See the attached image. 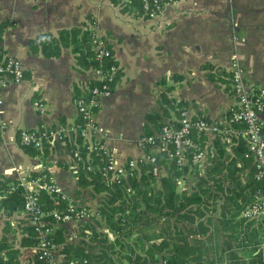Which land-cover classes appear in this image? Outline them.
<instances>
[{
  "label": "crops",
  "instance_id": "0c3cea01",
  "mask_svg": "<svg viewBox=\"0 0 264 264\" xmlns=\"http://www.w3.org/2000/svg\"><path fill=\"white\" fill-rule=\"evenodd\" d=\"M132 7L113 0H0L2 56L20 58L25 70L20 82L0 88V177L18 179L45 170L80 205L95 209L101 204L100 193L77 184L67 149L73 132L62 142L45 143L44 154L32 155L19 142L21 128L53 130L81 123L75 98L98 79L96 68L82 65L72 45L58 55L32 51L29 42L39 34L90 26L107 40L119 69L112 93L101 98L96 114L119 163L141 155L138 138L157 131L148 113L158 112L164 123L178 116L177 109L160 102L163 86H172L168 93L181 102L178 109L215 121L225 120L236 100L229 80L233 54L247 79L264 86V0H178L155 18ZM8 220L18 229L27 217L21 211ZM65 225L77 237V220Z\"/></svg>",
  "mask_w": 264,
  "mask_h": 264
},
{
  "label": "trees",
  "instance_id": "16d2710c",
  "mask_svg": "<svg viewBox=\"0 0 264 264\" xmlns=\"http://www.w3.org/2000/svg\"><path fill=\"white\" fill-rule=\"evenodd\" d=\"M122 1L128 8L142 9L140 0H130L132 6L124 0H113L115 4ZM4 26V22L0 23V43ZM92 33L90 26L83 29L75 26L61 29L58 34H39L30 40L29 46L35 52L58 55L72 45L74 51H78L79 62L85 67L107 68L114 60L110 57L95 59ZM2 55L0 44V60ZM220 74L226 83L229 82L225 71ZM98 83L100 80L95 79L92 85ZM159 83L165 84V80ZM171 88L163 86L160 102L163 107L172 106L179 113L181 102L169 95ZM146 116L156 130L164 124L158 112ZM200 140L207 150L204 173H198V167L194 165L178 166L168 158L166 150L158 149L156 154L161 167L158 175L153 173V163L139 161L133 174L108 182L100 169L103 158L88 151L79 132H73L67 149L73 159L71 165L76 172L77 184L82 188L92 187L102 199L100 206L93 208L99 215L79 222L78 235L71 238L62 218L67 209L66 201L58 194L38 191L40 205L59 213V216L52 214L47 218L54 225L51 236L61 254V264H231L240 253L246 252L250 253V258L243 264H264V226L240 216L260 186L254 176L253 158L248 152L246 139L235 134H218ZM22 146L32 155L44 154V146ZM77 149L80 150V159L73 156ZM181 181L185 186L180 189ZM11 184H18V179L0 177V209L3 211L0 219L6 217L0 237V264H40L36 250L38 236L29 216L24 212L27 220L18 229L8 220L14 213L24 211L21 187L6 192ZM80 192L78 190L77 194ZM157 221H166L167 226L159 228L160 232L156 231L154 235L142 233L147 228L145 225L155 226ZM250 224L254 228L252 232L258 233V242L243 235ZM227 225H233L232 233L239 231L241 243L232 247L226 242L227 247L221 246L220 254L207 257L206 244L213 241V236L221 241L222 230H230ZM193 227L196 233L191 236ZM210 231L214 235H209Z\"/></svg>",
  "mask_w": 264,
  "mask_h": 264
},
{
  "label": "built area",
  "instance_id": "2783aa9c",
  "mask_svg": "<svg viewBox=\"0 0 264 264\" xmlns=\"http://www.w3.org/2000/svg\"><path fill=\"white\" fill-rule=\"evenodd\" d=\"M140 1L142 9L138 10V13L148 18H155L164 13L167 5L178 0ZM92 42L96 50L95 59L113 58L107 40L96 31L92 33ZM118 69L115 62L107 68H96L100 83L92 85L85 95L75 98V104L82 117L81 123L59 126L53 130L44 125L36 128H21L18 135L20 144L42 148L45 143L62 142L72 132H79L86 149L90 152L94 151L103 158L101 173L108 182H112L133 174L139 161L153 163V173L156 175L161 173L156 154L158 149L166 150L168 158L178 166L194 165L198 167V173H204L207 150L202 146L201 138H211L218 134L243 136L247 141L248 152L253 158L255 179L260 182V186L254 194V199L245 206L240 216L264 226V86L253 85L247 79L245 68L237 55L233 54L230 64V80L236 100L228 108L225 120H209L203 116L193 115L187 108H181L174 122H166L159 130L142 134L137 140L142 154L128 159L125 163H119L116 152L107 145L105 132L96 114L101 98L112 93ZM24 74L25 70L20 58L7 55L0 60V88L10 82H20ZM0 103H2L1 97ZM35 104L44 108L43 102L37 101ZM3 128L0 118V131ZM73 156L80 159V150H75ZM18 186L21 187L24 197L23 210L37 232L36 250L40 264H61V254L51 236L54 225L50 224L47 218L52 214L59 216V213L56 210L44 209L40 205L37 199L38 191L42 189L58 194L66 201L67 209L62 216L65 221L74 218L79 223L99 215V212L78 204L75 198L62 190L55 176L45 170L19 177L18 184H11L6 192L15 190ZM262 247L264 249V241Z\"/></svg>",
  "mask_w": 264,
  "mask_h": 264
},
{
  "label": "rangeland",
  "instance_id": "374dc122",
  "mask_svg": "<svg viewBox=\"0 0 264 264\" xmlns=\"http://www.w3.org/2000/svg\"><path fill=\"white\" fill-rule=\"evenodd\" d=\"M184 186H185L184 181H181V183H180V189L183 188ZM100 198L102 199L101 194H100ZM219 208H221V207H219ZM219 211H220V209H218V211L216 212V215H218V212ZM225 223H227V221H225ZM179 224L182 225V223H179ZM154 225L155 226L145 225V227H147V228H145L144 230H142V233L143 234H151V233H153V235H154V232H156V231L160 232V229L159 228H162V227L165 228L167 226V222L166 221H164V222H161L160 221L158 223V221H157ZM227 226H228V229H230V230H222V232H221V235L222 236L220 238L221 241H218L217 240L218 238L216 236H213V238H212L213 241L210 242V243L208 242L209 244H206V246L208 248L207 257H211L212 256L214 258V257H216L215 255L220 254V252H221L220 247L221 246H224V245L227 247L226 242L230 243L232 247L233 246L234 247L235 246H238L239 242L241 243L242 238H240L239 231H237L236 233L235 232L232 233V227H233V225L230 226V227H229V225H227ZM252 226L253 225L250 224V226L248 228L249 232L247 230L245 232V234H243V235H244L245 238L246 237H249V239H251L252 242H258V233H255L254 234L252 232L254 230V228ZM191 232H192V233H190L191 236L194 233H196V230L194 229V227H193V229H192ZM213 233L210 231V234L209 235L212 236V235H214ZM109 235H110V238H112V239L114 238L113 234L110 233ZM203 237L205 238L204 235H203ZM240 254L241 255L237 259H234L231 262V264H243L245 261L249 260V258H250V253L249 252L240 253ZM229 255H230V253H229Z\"/></svg>",
  "mask_w": 264,
  "mask_h": 264
}]
</instances>
